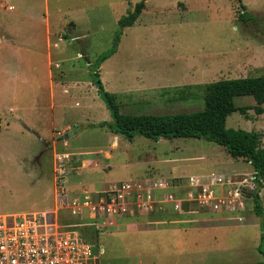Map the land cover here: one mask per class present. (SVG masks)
Masks as SVG:
<instances>
[{"label": "rangeland", "instance_id": "obj_1", "mask_svg": "<svg viewBox=\"0 0 264 264\" xmlns=\"http://www.w3.org/2000/svg\"><path fill=\"white\" fill-rule=\"evenodd\" d=\"M137 1L0 0V214L58 205L62 223L84 231L93 223L84 215L81 227L68 201L96 198L113 183L164 180L171 185L165 191L174 188L185 199L197 189L194 179L239 181L254 174L247 160L214 141L129 140L98 125L112 116L94 73L117 95L123 113L203 108V90L195 85L264 75V0H147L134 24L122 26L120 18ZM243 11L254 19H240ZM234 102L255 104L250 95ZM248 114L233 111L227 126L257 131L264 144V113L250 108ZM61 163L64 195L56 182ZM251 192L244 193L241 212L183 200L186 213L170 205L135 209L85 234L104 248L100 264H263L264 223ZM259 194L264 207V178Z\"/></svg>", "mask_w": 264, "mask_h": 264}, {"label": "built area", "instance_id": "obj_2", "mask_svg": "<svg viewBox=\"0 0 264 264\" xmlns=\"http://www.w3.org/2000/svg\"><path fill=\"white\" fill-rule=\"evenodd\" d=\"M63 158H66L65 154L59 156V160ZM64 165L60 164L56 174L61 195L66 193L64 184L67 171ZM224 178L212 175L206 182L191 178L194 179L191 184L197 189L195 193L189 192L185 199L165 191L170 188L169 183L152 179L113 183L96 198L89 195L73 197L66 205L71 214L80 218L85 215V219L93 223L84 231L74 223H62L58 205L52 211L0 214V264H100L99 258L104 248L89 240L85 232L113 226L116 219L135 209L149 212L155 205L159 208L170 205L176 211H182L183 200H197L201 207L210 210L243 211V196L246 191L255 190V175L239 181ZM238 218L242 219L241 216ZM80 226H84L82 218Z\"/></svg>", "mask_w": 264, "mask_h": 264}, {"label": "trees", "instance_id": "obj_3", "mask_svg": "<svg viewBox=\"0 0 264 264\" xmlns=\"http://www.w3.org/2000/svg\"><path fill=\"white\" fill-rule=\"evenodd\" d=\"M146 1L138 0L133 9L120 18L121 25L134 24L145 8ZM242 7L246 6L242 4ZM240 19L247 21L254 17L249 12L243 11L240 14ZM115 48L116 44L110 51L103 53L97 60V65H100L101 61L108 57ZM94 77L112 116L110 121H102L98 125L107 126L113 132L122 134L129 140H132L136 135L154 140L161 137L203 138L223 146L230 156L247 160L253 167L256 181V188L251 193L254 211L264 223V207L259 194L264 178L262 135L254 130L228 127L226 124L228 116L236 110L247 118L250 108L254 109L257 114L264 113V75L224 78L195 85L203 90L204 107L190 112L171 114L123 113L117 101V95L104 89L98 71L94 73ZM240 95L252 96L255 104L236 105L234 98ZM261 251L264 253V250L261 249Z\"/></svg>", "mask_w": 264, "mask_h": 264}, {"label": "water", "instance_id": "obj_4", "mask_svg": "<svg viewBox=\"0 0 264 264\" xmlns=\"http://www.w3.org/2000/svg\"><path fill=\"white\" fill-rule=\"evenodd\" d=\"M69 134H71V131H69ZM67 137V135H59L57 137L58 140H62V139H65Z\"/></svg>", "mask_w": 264, "mask_h": 264}, {"label": "crops", "instance_id": "obj_5", "mask_svg": "<svg viewBox=\"0 0 264 264\" xmlns=\"http://www.w3.org/2000/svg\"><path fill=\"white\" fill-rule=\"evenodd\" d=\"M88 161V160H87ZM170 187H171V185H170ZM173 187V186H172ZM173 190H174V188H173ZM170 190V192H173V193H177V191L176 190ZM178 197V196H177ZM179 198H182V197H179ZM183 199V198H182ZM202 216V215H201ZM200 232V231H199ZM199 232H197V234H199Z\"/></svg>", "mask_w": 264, "mask_h": 264}]
</instances>
